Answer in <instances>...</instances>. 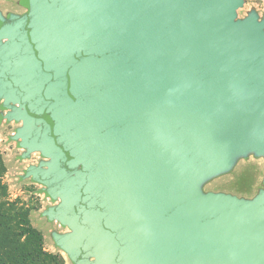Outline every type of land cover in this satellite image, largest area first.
Listing matches in <instances>:
<instances>
[{
    "label": "water",
    "instance_id": "water-1",
    "mask_svg": "<svg viewBox=\"0 0 264 264\" xmlns=\"http://www.w3.org/2000/svg\"><path fill=\"white\" fill-rule=\"evenodd\" d=\"M0 9V122L72 264H264V12L244 0H18Z\"/></svg>",
    "mask_w": 264,
    "mask_h": 264
},
{
    "label": "rangeland",
    "instance_id": "rangeland-1",
    "mask_svg": "<svg viewBox=\"0 0 264 264\" xmlns=\"http://www.w3.org/2000/svg\"><path fill=\"white\" fill-rule=\"evenodd\" d=\"M256 9L259 15L264 12V0H244L241 7L237 9L238 17H243L250 9ZM0 9L5 14L8 11L21 13L25 7L18 0H0ZM21 122H8L3 119L0 122V159L4 166L3 181L7 185L9 195L12 199L21 198L31 209L29 218L31 224L41 232L44 247L52 252H59L65 264H72L66 253L54 245L50 232L56 230L64 232L69 230L61 226L57 221H48L41 216L40 212L49 205L56 203L43 192H38L41 184L33 182L30 178L19 179V174L30 164H37L42 158L38 151L32 152L28 158L19 159L18 155L23 151L18 147L15 140L9 139L14 133L15 127ZM264 172L263 157L249 155L240 158L234 167L227 173L218 175L203 185V190L224 191L237 196L252 197L262 186Z\"/></svg>",
    "mask_w": 264,
    "mask_h": 264
},
{
    "label": "trees",
    "instance_id": "trees-1",
    "mask_svg": "<svg viewBox=\"0 0 264 264\" xmlns=\"http://www.w3.org/2000/svg\"><path fill=\"white\" fill-rule=\"evenodd\" d=\"M3 173L0 159V264H65L59 252L44 247L41 232L30 222L31 207L10 197Z\"/></svg>",
    "mask_w": 264,
    "mask_h": 264
}]
</instances>
